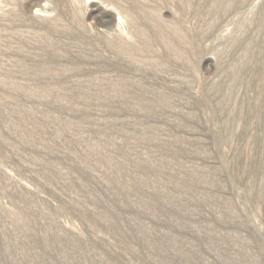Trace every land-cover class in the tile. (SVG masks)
I'll list each match as a JSON object with an SVG mask.
<instances>
[{
  "label": "rangeland",
  "instance_id": "obj_1",
  "mask_svg": "<svg viewBox=\"0 0 264 264\" xmlns=\"http://www.w3.org/2000/svg\"><path fill=\"white\" fill-rule=\"evenodd\" d=\"M0 264H264V0H0Z\"/></svg>",
  "mask_w": 264,
  "mask_h": 264
}]
</instances>
